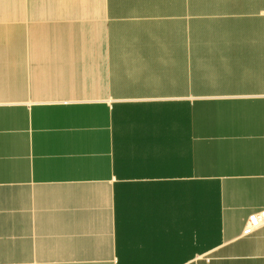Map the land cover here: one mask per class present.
Wrapping results in <instances>:
<instances>
[{
  "label": "crops",
  "instance_id": "1",
  "mask_svg": "<svg viewBox=\"0 0 264 264\" xmlns=\"http://www.w3.org/2000/svg\"><path fill=\"white\" fill-rule=\"evenodd\" d=\"M2 5L0 264H264V0Z\"/></svg>",
  "mask_w": 264,
  "mask_h": 264
},
{
  "label": "rangeland",
  "instance_id": "2",
  "mask_svg": "<svg viewBox=\"0 0 264 264\" xmlns=\"http://www.w3.org/2000/svg\"><path fill=\"white\" fill-rule=\"evenodd\" d=\"M4 0H0V3ZM0 13L4 12V6H0ZM5 29V21L0 22V66L2 72H0L1 77H8V45H7V34Z\"/></svg>",
  "mask_w": 264,
  "mask_h": 264
},
{
  "label": "built area",
  "instance_id": "3",
  "mask_svg": "<svg viewBox=\"0 0 264 264\" xmlns=\"http://www.w3.org/2000/svg\"><path fill=\"white\" fill-rule=\"evenodd\" d=\"M259 223H260V217L256 215H251L242 231L243 235L251 234V231H253L259 225Z\"/></svg>",
  "mask_w": 264,
  "mask_h": 264
}]
</instances>
